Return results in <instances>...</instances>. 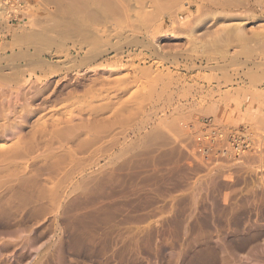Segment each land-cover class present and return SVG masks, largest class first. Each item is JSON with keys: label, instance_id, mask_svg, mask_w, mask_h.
Returning a JSON list of instances; mask_svg holds the SVG:
<instances>
[{"label": "rangeland", "instance_id": "obj_1", "mask_svg": "<svg viewBox=\"0 0 264 264\" xmlns=\"http://www.w3.org/2000/svg\"><path fill=\"white\" fill-rule=\"evenodd\" d=\"M0 264H264V0H0Z\"/></svg>", "mask_w": 264, "mask_h": 264}, {"label": "built area", "instance_id": "obj_2", "mask_svg": "<svg viewBox=\"0 0 264 264\" xmlns=\"http://www.w3.org/2000/svg\"><path fill=\"white\" fill-rule=\"evenodd\" d=\"M203 138L208 147H213L215 144L222 142L225 137L222 132L209 126V128L204 132Z\"/></svg>", "mask_w": 264, "mask_h": 264}, {"label": "bare ground", "instance_id": "obj_3", "mask_svg": "<svg viewBox=\"0 0 264 264\" xmlns=\"http://www.w3.org/2000/svg\"><path fill=\"white\" fill-rule=\"evenodd\" d=\"M92 1V0H91ZM82 3V2H81ZM81 6V5H80ZM82 7H84V6H82ZM76 8V7H75ZM85 9V8H84ZM88 9H89V7H88ZM77 10H78V8H77ZM80 11V10H79ZM16 57H17V55H16Z\"/></svg>", "mask_w": 264, "mask_h": 264}]
</instances>
